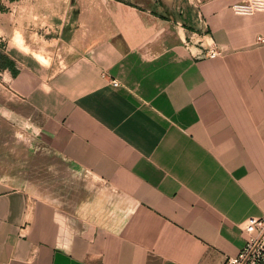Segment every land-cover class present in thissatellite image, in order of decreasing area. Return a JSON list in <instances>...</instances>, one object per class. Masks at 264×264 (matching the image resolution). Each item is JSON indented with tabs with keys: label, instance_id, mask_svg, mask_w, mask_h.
Instances as JSON below:
<instances>
[{
	"label": "crops",
	"instance_id": "obj_1",
	"mask_svg": "<svg viewBox=\"0 0 264 264\" xmlns=\"http://www.w3.org/2000/svg\"><path fill=\"white\" fill-rule=\"evenodd\" d=\"M68 1L72 46L57 62L26 35L27 51L11 45L12 25L51 23L44 6ZM200 1L207 32L192 10L178 26L166 0H0L13 7L0 11V53L17 71L0 70V264L241 252L247 219L264 215V13Z\"/></svg>",
	"mask_w": 264,
	"mask_h": 264
},
{
	"label": "built area",
	"instance_id": "obj_2",
	"mask_svg": "<svg viewBox=\"0 0 264 264\" xmlns=\"http://www.w3.org/2000/svg\"><path fill=\"white\" fill-rule=\"evenodd\" d=\"M173 10L183 16L177 21V25L184 27L190 11L193 13V21L203 32H207L206 24L202 17L200 0H166ZM231 11L240 17H252L258 13H264V0H243L231 5ZM194 36L196 33H193ZM257 43L264 45V35H258ZM207 55L216 58L221 55V51L214 43L208 44ZM118 86L117 81L112 82ZM245 231L248 236L245 246L237 256H229L224 264H264V215L262 217H251L247 219Z\"/></svg>",
	"mask_w": 264,
	"mask_h": 264
},
{
	"label": "rangeland",
	"instance_id": "obj_3",
	"mask_svg": "<svg viewBox=\"0 0 264 264\" xmlns=\"http://www.w3.org/2000/svg\"><path fill=\"white\" fill-rule=\"evenodd\" d=\"M2 1H4L6 4H8L9 1H11L12 3L11 5H15V4H18V2H20L19 4L24 6L26 3L25 1L27 0H2ZM52 1L53 2L51 3L54 4L55 6L56 2H59L60 0H52ZM29 2L27 4L28 6L30 5ZM34 5H36L35 2L32 4V6H33L34 11H36L34 8ZM71 5L72 4H70L69 1L66 2L64 6V10L61 11L60 7L59 8L57 6L50 7L46 4V6H44L41 12L43 14H48L49 16L52 17L51 23H47V24L20 23L18 25H12V28H15V26H17L16 29L18 31L16 32V36H17L16 39L10 40L11 45L20 47L24 51H27V49H25L24 39H23V37L26 35L27 36L26 42H28V44H32L34 48H37V49H33V51H37L38 53L45 54L44 55L45 57H42L41 55L37 54L36 58L38 59L41 58V60H43L42 63H49V61H51V63L57 62V60L62 58V56L60 57L58 55L60 53L62 54L63 47L72 46L71 37L73 34L74 25L68 22L70 21V16H72V13L69 10V6ZM12 10H13V7H12ZM12 10L9 5H8V8L6 6H0V11L2 13L8 14ZM21 15H23V13ZM63 16L67 18H65L64 20L66 23L63 25L64 31L62 32L61 30L62 24L58 22L62 21L60 17L63 18ZM28 19L29 18L27 17V20ZM6 24H7L6 22H3V20H0V29L2 31H3V28L7 27ZM5 33L7 35H10L8 30ZM35 33L36 35H34L33 38H31V36ZM57 38H64V41L57 39ZM8 41L9 39L6 40V43ZM67 42H70L68 43L69 45L65 44ZM44 59H47V60H44Z\"/></svg>",
	"mask_w": 264,
	"mask_h": 264
},
{
	"label": "trees",
	"instance_id": "obj_4",
	"mask_svg": "<svg viewBox=\"0 0 264 264\" xmlns=\"http://www.w3.org/2000/svg\"><path fill=\"white\" fill-rule=\"evenodd\" d=\"M15 62L7 55L0 53V70H9L14 76L17 75Z\"/></svg>",
	"mask_w": 264,
	"mask_h": 264
}]
</instances>
